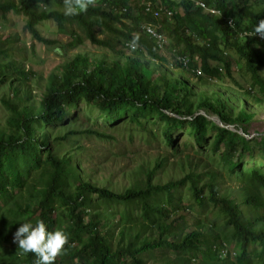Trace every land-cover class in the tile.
I'll return each instance as SVG.
<instances>
[{
    "label": "trees",
    "instance_id": "obj_1",
    "mask_svg": "<svg viewBox=\"0 0 264 264\" xmlns=\"http://www.w3.org/2000/svg\"><path fill=\"white\" fill-rule=\"evenodd\" d=\"M194 1L218 10L225 18L210 15ZM99 2L100 7L89 6L86 12L65 16L63 0H0V16L22 15L26 31L45 46L56 43L39 35L36 27L40 23L53 21L61 30L74 23L96 47L115 50L110 42L97 37L95 29H100L115 36L123 47L134 46L140 57L146 54L149 60L162 64L166 61L163 50L142 29L143 24L151 23L168 35L170 50L187 57L175 61L182 74L191 72L192 77L208 82L229 79L244 92L239 95L246 100L237 101L244 105L254 96L255 88L264 96L260 73V68L264 70V38L236 43L239 32L245 28L254 31L264 20V0H138L133 8L130 0ZM146 2L153 10H171L172 17L146 15ZM123 20H130L131 25ZM134 34H139V39ZM75 38L67 43L70 49L78 47L80 38ZM228 48L243 61L249 89L234 78L238 60L228 56ZM117 50L112 59L91 60L76 54L42 85L41 75L30 67H17L0 47V90L7 88L13 96L1 100L8 115L5 127L0 128V264L20 258L10 238L14 239L31 213L36 223H45L47 231L64 219L71 225L64 254L54 264H264V171L260 166L245 169L239 165L253 160L245 153H257L264 163V135L259 140L245 136L252 111L243 107L234 113L232 94L228 99L214 93L207 96L180 74L169 78L162 73L155 81L140 57ZM187 98L195 100L186 106ZM151 119L163 123V135L172 147L173 131L186 127V148L193 143L200 153L207 148L210 153L228 156L222 160L227 162L226 172L238 177L236 193L219 191L210 170L209 176L189 172L177 180H156L164 171L163 161L152 168L136 169L137 182L116 193L89 178L75 154L76 142H72V150L65 148L71 136L86 134L112 141V135L98 128H111L125 120L141 125ZM77 122L83 126L91 122V126L69 129ZM60 130L65 131L60 134ZM25 192L31 206L5 209L9 200ZM94 204L99 208L93 210ZM111 204L122 207L116 223L113 215L117 210ZM209 207L212 221L205 219L204 225L187 227L188 215H204ZM58 209L65 214L54 216ZM73 242L77 244L74 252ZM1 249L7 250L3 253ZM222 250H226L223 256ZM36 260L35 254L23 251V257L13 264H35Z\"/></svg>",
    "mask_w": 264,
    "mask_h": 264
},
{
    "label": "rangeland",
    "instance_id": "obj_2",
    "mask_svg": "<svg viewBox=\"0 0 264 264\" xmlns=\"http://www.w3.org/2000/svg\"><path fill=\"white\" fill-rule=\"evenodd\" d=\"M3 1V0H2ZM131 8L138 0H130ZM99 0H95V6H99ZM100 7V6H99ZM126 25H131L130 20H123ZM25 18L22 15H17L14 13H9L5 17L0 16V47L2 50L8 52L9 58L14 62L17 67L32 68L39 75L42 76V85L46 83L47 78L56 73L58 67L63 66L69 60L73 59L76 54L84 55L91 60L100 59H112L114 55L118 53V49L122 51L124 55L139 58L140 54L137 51L126 50L122 45L119 44L120 41L115 40V36L109 33L102 32L100 29H95V33L99 39L108 41L115 47V50L109 51L105 48H99L87 41L83 31L74 23L64 26V29H59L53 21H44L40 23L36 29L39 35L43 39H48L54 41L56 44L53 46H45L42 43L34 40L30 33L26 31ZM117 29H123L122 26H114ZM161 36L167 38L168 35L163 33ZM76 37V38H75ZM72 38H80V42L77 43L78 47L75 49H70L67 47V43L71 41ZM238 44L241 40L237 39ZM77 41V40H76ZM169 43V40H167ZM170 44V43H169ZM221 47H223L221 45ZM225 52L233 60H238V67L234 68V78H237L241 85L245 89L250 88L249 75L245 73L243 61H239L238 56L233 49H225ZM162 55L165 57L166 61L162 64L149 60L146 54H143L140 58L141 61L147 66L148 70L152 73V78L156 81L162 73H165L169 78L178 77L180 74L181 79H188L191 83L197 85L196 91L200 93H205L207 96H211L212 93L217 95H223L224 98H230V94L233 95L234 113H236L240 108L245 107L247 110L252 111L253 118L249 124L245 125L247 138L259 140L260 137L264 135V96L259 93L258 89L252 90L253 97H249L247 104L238 103V99L242 100L241 94L244 92L238 90L234 87V84L229 79H222L220 81L214 80L208 82L207 80H198L192 77L191 72H186L182 74L180 70L176 68L177 57L169 51L166 47ZM188 54V53H187ZM196 58H194V63H196ZM198 63V62H197ZM162 68V69H159ZM242 69V70H241ZM260 73L264 78V70L260 68ZM183 77V78H182ZM33 88V86H32ZM192 88V86H191ZM35 92V91H33ZM239 92L241 93L239 95ZM236 96V97H235ZM12 99V93L7 88L5 90H0V128H4L6 124V117L8 115L6 109L1 104L2 99ZM188 99V98H187ZM195 100V99H194ZM193 99H188L186 106H189ZM246 100V99H245ZM204 114L203 112H200ZM83 117H87L82 114ZM89 117V116H88ZM94 115L89 118L93 119ZM209 119H214L219 125L223 126L222 123L215 117L208 116ZM154 122V123H152ZM91 126L87 123L83 126L82 123H72L69 129L83 130L86 127ZM100 131H103L114 137V140H99L88 136L86 134L71 136L68 138L66 144V149L72 150V142H76L78 150L75 153L81 166L84 167L86 174L89 178L96 181L99 185L109 188L110 190L120 193L124 191L129 185H133L137 182L138 177L134 175V171L141 166H146L149 168L154 167V163L157 161H163L164 171L160 172L156 178L160 181L167 182L169 180H177L183 177L186 173L195 172L198 174L206 173L208 175V170L215 173L217 178V184L219 185V191L223 193H236L237 186L239 185L238 177L236 175L230 176L228 172L224 169L227 165L226 161L222 159L228 157L222 154H213L208 152L207 148L202 150V153L198 152L199 149L196 145L192 143L188 148L184 142L188 140L185 136V130H174L172 138L174 140L173 147L170 146L163 135V123L155 121L153 119L150 122H142L141 125L129 123L127 120L115 125L111 128L99 127ZM65 130H60L58 133H63ZM240 133H243L240 130ZM64 148V149H65ZM62 151L61 153H63ZM240 151L235 153L234 157H238ZM246 156L253 157L252 161L242 162L240 167L249 168L251 166H260L264 171V163L259 160L257 153L254 155ZM228 160V159H226ZM209 176V175H208ZM29 196L25 192L21 196H14L11 200L7 202L5 209H14L16 205L21 208L31 206L29 203ZM111 207L116 209L114 212V219L118 221V213L121 212V205L111 204ZM108 207V206H107ZM99 208V204H94L93 210ZM26 209V208H25ZM92 210V211H93ZM211 207L206 208L204 215L199 213H193L186 217V225L188 228H195L196 223L204 225L205 219L207 223L213 220L212 216H209ZM108 212V210H107ZM31 211L29 210L30 214ZM91 212H88L90 214ZM109 213V212H108ZM65 214L63 210L54 211L53 215ZM89 216H86V221L89 220ZM37 221L36 216L31 213V218L27 221L35 225ZM107 221V220H106ZM105 221V222H106ZM68 220L64 219L63 223L56 224L51 228L52 231L61 230L67 234V229L70 227ZM221 228V224L218 225ZM218 230L220 236L222 237L221 230ZM206 234H208L207 229H203ZM228 234V233H226ZM69 237V235H67ZM12 247L15 252L18 253V257L15 258L11 264L16 263L17 260L23 257V250L18 248V244L14 243L10 238ZM234 242V241H230ZM75 243V242H73ZM232 246L237 253V248L233 244ZM77 244L72 246L73 252L76 250ZM3 253L7 249H1ZM3 255V254H2ZM60 259V255L57 257Z\"/></svg>",
    "mask_w": 264,
    "mask_h": 264
},
{
    "label": "clouds",
    "instance_id": "obj_3",
    "mask_svg": "<svg viewBox=\"0 0 264 264\" xmlns=\"http://www.w3.org/2000/svg\"><path fill=\"white\" fill-rule=\"evenodd\" d=\"M64 3V15L65 16H74L78 15L80 12H86L89 6H95V0H63ZM145 7L149 4L151 7L150 2L144 3ZM145 9V8H144ZM145 13V12H144ZM147 15V13H145ZM153 17V16H152ZM154 18V17H153ZM164 18V17H162ZM158 19V18H154ZM168 19V18H166ZM170 19V18H169ZM145 25H151L155 31L162 35L163 33L158 32L154 25L151 23H145L142 25V29H144ZM234 28V27H233ZM244 30L253 31L251 29H243ZM241 32H239L238 39L240 40H247L251 38H244L241 37ZM248 35L256 36L259 35L261 39L264 38V20H260L258 25L255 26L254 32L249 33ZM135 39H139V34H134ZM167 38L162 36V44L159 45L155 40L157 47L159 49L164 50L168 47L169 43H167ZM127 47L129 51H136L134 46ZM169 49V48H168ZM172 54L176 55L175 49H169ZM177 60L182 61L183 58L179 55H176ZM14 243L18 244V248L23 250L25 253H33L36 255L37 260L35 264H54L55 259L59 256L64 254L63 249L68 242V236L64 231L56 230V231H47L45 223L41 220L33 226L30 222H25L20 225L17 231L14 233ZM74 246V243H72Z\"/></svg>",
    "mask_w": 264,
    "mask_h": 264
},
{
    "label": "built area",
    "instance_id": "obj_4",
    "mask_svg": "<svg viewBox=\"0 0 264 264\" xmlns=\"http://www.w3.org/2000/svg\"><path fill=\"white\" fill-rule=\"evenodd\" d=\"M194 4H195V6L200 7L201 9L205 10L210 15L219 16L220 18H225L218 10H216L214 8L207 7L201 1H194ZM144 12L149 14V15H152L154 18H162V17H164V18H168L169 19L173 15V12L171 10H167V9L166 10H153L150 7L149 4L145 7ZM228 24L231 27L232 26L234 27V25H232V23H231V20H228ZM144 30L149 36L154 38L159 45L162 44V36L159 35L151 25H145L144 26ZM253 32L254 31L244 30L243 32H241L240 35H241V37H244V38L256 37V38L261 39V37L259 35H256V36L248 35L249 33H253ZM182 61H185V58H183ZM225 252H226V250H222L221 251V256H223L225 254Z\"/></svg>",
    "mask_w": 264,
    "mask_h": 264
},
{
    "label": "water",
    "instance_id": "obj_5",
    "mask_svg": "<svg viewBox=\"0 0 264 264\" xmlns=\"http://www.w3.org/2000/svg\"><path fill=\"white\" fill-rule=\"evenodd\" d=\"M211 120H214V119H211ZM215 121V120H214ZM219 124V123H218ZM221 126V125H220ZM246 136V135H245Z\"/></svg>",
    "mask_w": 264,
    "mask_h": 264
},
{
    "label": "bare ground",
    "instance_id": "obj_6",
    "mask_svg": "<svg viewBox=\"0 0 264 264\" xmlns=\"http://www.w3.org/2000/svg\"><path fill=\"white\" fill-rule=\"evenodd\" d=\"M236 97V96H235Z\"/></svg>",
    "mask_w": 264,
    "mask_h": 264
}]
</instances>
